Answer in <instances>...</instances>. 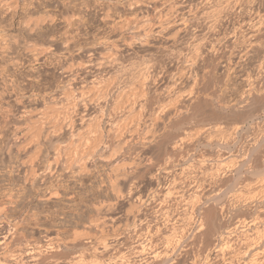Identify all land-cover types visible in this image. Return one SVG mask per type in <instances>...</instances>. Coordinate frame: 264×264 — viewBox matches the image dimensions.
Here are the masks:
<instances>
[{"label": "rangeland", "instance_id": "1", "mask_svg": "<svg viewBox=\"0 0 264 264\" xmlns=\"http://www.w3.org/2000/svg\"><path fill=\"white\" fill-rule=\"evenodd\" d=\"M13 1L0 264H264V0Z\"/></svg>", "mask_w": 264, "mask_h": 264}, {"label": "bare ground", "instance_id": "2", "mask_svg": "<svg viewBox=\"0 0 264 264\" xmlns=\"http://www.w3.org/2000/svg\"><path fill=\"white\" fill-rule=\"evenodd\" d=\"M10 1H11V0H10ZM12 1H13V0H12ZM13 2H14V1H13ZM207 2H208V1H207ZM252 3H253V2H252ZM205 4H206V3H205ZM212 5H213V4H212ZM3 6H4V5H3ZM7 6H8V5H7ZM208 6H209V5H208ZM249 6H250V5H249ZM5 7H6V6H5ZM10 7H11V6H9L8 8H10ZM13 7L15 8V6H13ZM206 7H207V6H206ZM11 8H12V7H11ZM11 8H10V9H11ZM14 8H13V9H14ZM207 8H208V7H207ZM215 8H216V7H215ZM219 8H220V7H219ZM16 9H17V7H16ZM217 9H218V8H217ZM217 9H216V10H217ZM14 10H15V9H14ZM206 10H207V9H206ZM223 10H224V9H223ZM217 12H218V10H217ZM4 13H5V12H4ZM261 19H262V18H261ZM31 20H33V19H31ZM40 21H41V19H40L39 21H37V20L34 21V22H33V25H34V26H38V24L41 23ZM257 21H258V20H257ZM43 22H44V21H43ZM65 22H67V21H65ZM69 22H70V20H69ZM69 22H68V23H69ZM260 22H261V21H260ZM258 23H259V22H258ZM28 24H29V23H28ZM69 24H70V23H69ZM70 25H71V24H70ZM254 25H255V24H254ZM257 25L260 26L261 24L259 23V24H256V26H257ZM26 26H27V25H26ZM26 26H25V27H26ZM31 27H32V26H31ZM260 27H261V26H260ZM37 28H38V27H37ZM140 28H141V26H140ZM256 29H257V28H256ZM30 30H31V29H30ZM253 30H254V28H253ZM144 31H145V30H144ZM135 32H136V31H135ZM251 35H252V34H251ZM146 40H147V39H146ZM145 42H146V41H145ZM118 53H119V52H118ZM93 55H94V54H93ZM100 57H101V56H100ZM103 57H104V56H103ZM96 59H97V58H96ZM105 63H106V62H105ZM112 63H113V62H112ZM88 65H89V64H88ZM149 65H150V64H149ZM89 66H90V65H89ZM101 66H102V65H100V67H101ZM118 66H119V65H118ZM97 67H98V66H97ZM108 67H109V66H107V68H108ZM130 67H131V66H130ZM86 68H88V66H87ZM90 68H93V67L90 66ZM113 68H114V67H113ZM144 68H145V67H144ZM147 68H148V67H147ZM147 68H146V69H147ZM88 69H89V68H88ZM94 69H95V68H94ZM97 69H98V68H97ZM99 70H100V69H99ZM93 71H94V70H93ZM106 71H107V70H106ZM139 71H140V70H139ZM88 72H89V71H88ZM108 72H109V71H108ZM131 72H132V71H131ZM140 73H142V72H140ZM140 73H139V75H140ZM142 74H143V73H142ZM142 76H144V74L141 75V77H142ZM148 76H149V75H148ZM146 77H147V76H146ZM134 78H135V77H134ZM147 78H148V77H147ZM95 79H96V78H95ZM70 80H71V79H70ZM138 80H139V79H138ZM141 80H142V79H141ZM94 81H95V80H94ZM96 81H97V80H96ZM71 82H72V81H71ZM98 82H99V81H98ZM141 82H142V81H141ZM141 82H140V83H141ZM92 84H93V83H92ZM101 85H102V84H101ZM134 85H135V84H134ZM89 86H90V85H89ZM98 86H99V85H98ZM144 86H145V85H144ZM90 87H91V86H90ZM88 88H89V87H88ZM91 88H92V87H91ZM130 88H131V87H130ZM137 88H138V87H137ZM84 89H85V88H84ZM92 89H93V88H92ZM141 89H142V88H140V90H141ZM90 91H91V90H90ZM118 91H119V90H118ZM102 92H103V91H102ZM103 93H104V92H103ZM132 93H133V92H132ZM98 94H99V93H98ZM90 95H91V94H90ZM87 96H88V95H87ZM118 96H119V95H118ZM118 96H117V97H118ZM94 97H95V96H94ZM118 98H119V97H118ZM120 98H121V97H120ZM120 98H119V99H120ZM91 99H92V98H91ZM91 99H90V100H91ZM129 99H131V98H129ZM138 99H139V98H138ZM116 100H117V98H116ZM125 100H126V99H125ZM126 101H127V100H126ZM52 103H53V102H52ZM97 103H98V102H97ZM126 103H127V102H126ZM75 104H76V103H75ZM105 104H106V103H105ZM80 105H81V104H80ZM74 107H75V106H74ZM118 107H119V106H118ZM121 107H122V106H121ZM133 107H134V106H133ZM129 108H131V107H129ZM142 108H143V107H142ZM139 109H140V108H139ZM130 111H131V110H130ZM74 115H75V114H74ZM96 115H97V114H96ZM101 115H102V114H101ZM140 115H141V114H140ZM157 116H158V115H157ZM88 118H89V116H88ZM89 119H90V118H89ZM90 120H91V119H90ZM137 120H138V119H137ZM78 121H79V120H78ZM86 122H87V121H86ZM64 123H65V122H64ZM140 123H141V122H140ZM55 124H56V123H55ZM62 124H63V123H62ZM88 124H89V123H88ZM94 124H95V123H94ZM124 124H125V123H124ZM42 125H43V124H42ZM52 125H53V124H52ZM68 125H69V123H68ZM73 126H74V125H73ZM107 127H108V126H107ZM109 127H110V126H109ZM124 127H125V126H124ZM127 127H128V126H127ZM64 128H65V127H64ZM40 129H41V128H40ZM55 129H57V127H56ZM59 129H60V128H59ZM123 129H124V128H123ZM61 130H62V128H61ZM68 130H69V129H68ZM153 130H154V129H153ZM37 131H38V130H37ZM58 131H59V130H58ZM58 131H57V132H58ZM216 132L218 133V131H216ZM35 133H36V132H35ZM68 133H69V132H68ZM97 133H98V132H97ZM63 134H64V133H63ZM79 135H80V134H79ZM94 135H95V134H94ZM44 136H45V135H44ZM71 136H73V134H72ZM97 136H98V135H97ZM94 137H95V136H94ZM35 138H36V137H35ZM37 140H38V139H37ZM202 140H203V139H202ZM183 141H184V140H183ZM41 142H42V141H41ZM87 142H88V141H87ZM178 145H179V144H178ZM179 146H180V145H179ZM173 147H174V146H173ZM92 148H93V147H92ZM59 152H60V151H59ZM55 160H56V159H55ZM241 166H242V165H241ZM262 180H264V179H262ZM225 182H226V181H225ZM220 183H221V182H220ZM262 184H263V186H264V182H262ZM260 185H261V182H260ZM260 185H259L258 187H260ZM260 188H261V187H260ZM257 189H258V188H257ZM260 191H261V189H260ZM262 191H263V190H262ZM262 191H261V192H262ZM263 192H264V191H263ZM263 192H262V193H263ZM197 197H198V196H197ZM195 198H196V197H195ZM252 198H253V197H252ZM250 201H251V200H250ZM211 221H212V220H211ZM217 223H218V222H217ZM215 224H216V223H215ZM201 226H202V225H201ZM210 226H211V225H210ZM198 229H199V228H198ZM203 230H204V229H203ZM262 230H263V229H262ZM262 232H263V231H262ZM200 233H201V232H200ZM249 236H250V235H249ZM261 237H262V236H261ZM263 237H264V236H263ZM3 240H4V239H3ZM249 240H250V239H249ZM258 240H259V239H258ZM245 241H246V240H245ZM24 242H25V241H24ZM225 243H226V242H225ZM256 249H257V248H256ZM28 250H29V249H28ZM225 251H226V250H225ZM36 252H37V253L34 254V255H37V254L40 253L39 251H36ZM31 253H32V251H31ZM41 253H42V252H41ZM259 253H260V252H259ZM24 254H25V253H24ZM26 254H27V253H26ZM251 254H252V253H251ZM254 254H255V251H254ZM21 255H22V254H21ZM29 255H32V254L29 253ZM221 255H222V254H221ZM26 256H27V255H26ZM26 256H25V257H26ZM43 256H45V255H43ZM259 256H260V255H259ZM30 257H31V256H30ZM32 257H33V255H32ZM36 257H37V256H36ZM36 257H34V258L37 259ZM39 257H40V256H39ZM253 257H254V256H253ZM19 258H20V257H19ZM28 258H29V257H28ZM34 258H33V259H34ZM45 258H46V257H45ZM45 258H44V259H45ZM259 258H260V257H259ZM29 259H30V258H29ZM31 259H32V258H31ZM33 259H32V260H33ZM35 259H34V260H35ZM13 260H14V259H13ZM23 260H24V259H23ZM32 260H31V261H32ZM34 260H33L32 262L36 264L35 261H37V260H35V261H34ZM261 260H262V259H261ZM42 261H43V260H42ZM262 261H263V260H262ZM18 262H19V261H18ZM41 263H42V262H41ZM254 263H255V262H254ZM257 263H258V262H257ZM259 263H260V262H259ZM43 264H44V263H43ZM262 264H263V263H262Z\"/></svg>", "mask_w": 264, "mask_h": 264}]
</instances>
